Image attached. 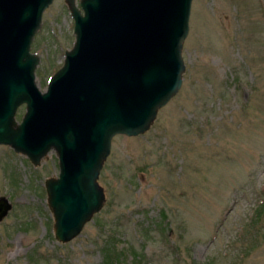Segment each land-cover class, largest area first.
I'll return each mask as SVG.
<instances>
[{
  "label": "rangeland",
  "instance_id": "obj_1",
  "mask_svg": "<svg viewBox=\"0 0 264 264\" xmlns=\"http://www.w3.org/2000/svg\"><path fill=\"white\" fill-rule=\"evenodd\" d=\"M72 29L52 0L29 49L39 90ZM181 56L180 88L148 130L111 138L103 207L65 243L43 187L58 173L54 150L33 166L0 145V264H105V236L127 251L117 264H264V0H191Z\"/></svg>",
  "mask_w": 264,
  "mask_h": 264
},
{
  "label": "water",
  "instance_id": "obj_2",
  "mask_svg": "<svg viewBox=\"0 0 264 264\" xmlns=\"http://www.w3.org/2000/svg\"><path fill=\"white\" fill-rule=\"evenodd\" d=\"M73 41L44 90L29 51L52 0H0V145L38 165L50 150L56 177L44 179L56 241L77 236L103 207L97 179L115 135L137 136L174 96L191 0H63ZM24 111L13 118L17 106ZM10 204L0 199V219Z\"/></svg>",
  "mask_w": 264,
  "mask_h": 264
},
{
  "label": "trees",
  "instance_id": "obj_3",
  "mask_svg": "<svg viewBox=\"0 0 264 264\" xmlns=\"http://www.w3.org/2000/svg\"><path fill=\"white\" fill-rule=\"evenodd\" d=\"M101 241L100 252L105 264H117L119 258L127 252L123 247L117 248L116 243L109 236H105Z\"/></svg>",
  "mask_w": 264,
  "mask_h": 264
},
{
  "label": "flooded vegetation",
  "instance_id": "obj_4",
  "mask_svg": "<svg viewBox=\"0 0 264 264\" xmlns=\"http://www.w3.org/2000/svg\"><path fill=\"white\" fill-rule=\"evenodd\" d=\"M21 106H23L24 107V105H21ZM18 107H20V105L19 106H17L16 107V109H15V111H14V115H13V118H14V120H15V112H16V110L18 109ZM21 118V117H20ZM16 121V120H15ZM19 121H20V119H19ZM19 121H16V122H19Z\"/></svg>",
  "mask_w": 264,
  "mask_h": 264
}]
</instances>
